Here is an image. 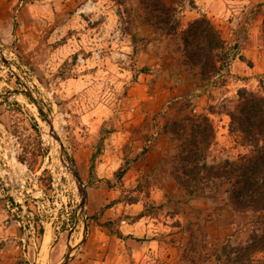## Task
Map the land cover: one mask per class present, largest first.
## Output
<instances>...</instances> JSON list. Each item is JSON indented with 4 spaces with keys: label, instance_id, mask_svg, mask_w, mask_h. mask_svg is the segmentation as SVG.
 <instances>
[{
    "label": "rangeland",
    "instance_id": "1",
    "mask_svg": "<svg viewBox=\"0 0 264 264\" xmlns=\"http://www.w3.org/2000/svg\"><path fill=\"white\" fill-rule=\"evenodd\" d=\"M191 10L197 12L194 18L206 16L220 30L226 48L238 54L233 74L223 71L206 79L198 67L193 68L190 83L208 84L199 98L196 92L186 97V63L193 65L186 58L183 31L188 22L186 11ZM177 15L176 32L164 35L152 26L150 34L141 30V23H149L138 0H0V50L5 58L0 55V94L23 89L8 62L52 119L91 202H101V212L140 202L139 210L122 213L121 219L113 221H99V211L92 214L85 208L87 233L99 226L117 237L113 231L119 230L118 225L144 216L148 219L144 223H151L148 234L120 238H158L155 263L247 264L237 261L236 253L249 237L252 214L233 208L226 185L209 184L196 195L187 192L178 171L185 136L175 135L172 129L186 124V115L213 110L208 114L215 127L209 159L217 161L246 151L229 132V117L224 112L233 109L242 87L264 92V73L252 79L244 73L247 63L239 59L241 55L251 63L241 53V46L251 40L264 54L263 0H190L189 5L184 0ZM182 74L185 77L180 79ZM39 114L23 93L0 98V173L7 178L5 170L14 179V172L21 175L17 163H25L30 173L39 176L38 187L44 191L42 198L27 197L23 214L19 206L11 212L0 200V227L15 223L17 217L36 223L43 232L28 249L31 259L54 264L65 254L68 233L74 241L82 226L74 223L79 200L75 184L60 165L58 149L52 148L48 125ZM123 130L131 134L121 144L106 140L113 131ZM135 136L142 141L137 148ZM158 137L165 150L161 165L142 170L141 156ZM89 145L95 154L91 175V156L82 152ZM100 159L108 166L100 167ZM122 168L125 171L118 176ZM53 178L58 182L55 187ZM3 243L0 239V247ZM166 254L174 255L173 262L166 260ZM254 257L264 264V250Z\"/></svg>",
    "mask_w": 264,
    "mask_h": 264
},
{
    "label": "trees",
    "instance_id": "2",
    "mask_svg": "<svg viewBox=\"0 0 264 264\" xmlns=\"http://www.w3.org/2000/svg\"><path fill=\"white\" fill-rule=\"evenodd\" d=\"M186 1L189 5L190 0ZM138 2L146 10L147 23L161 30L164 35L176 32L179 27L177 13L184 0ZM262 31L264 36V17ZM183 35L187 61L199 68L203 78L226 71L230 60L236 55L232 49L230 51L226 48V41L220 30L206 16L189 20ZM239 59L247 65L251 64L241 55ZM209 113L214 111L186 115V124L172 129L175 135L182 138L185 136L178 155V171L185 179H179V182L190 195H196L197 191L209 184L212 187L226 185L225 192L233 208L238 212H249L253 218L249 237L237 249L236 260L240 263L261 264L254 254L264 250V92H254L242 87L237 92L233 109L224 112L229 117V132L246 148L245 152L238 153L235 157L226 156L217 161L209 159V150L215 140V127ZM39 116L42 119L40 114ZM94 158L95 154H92L88 165L90 175L94 169ZM124 171L125 168L120 169L117 175ZM105 225L100 224L101 227ZM39 232L41 234L43 229L40 228ZM113 233L119 238L124 236L118 229H114Z\"/></svg>",
    "mask_w": 264,
    "mask_h": 264
},
{
    "label": "crops",
    "instance_id": "3",
    "mask_svg": "<svg viewBox=\"0 0 264 264\" xmlns=\"http://www.w3.org/2000/svg\"><path fill=\"white\" fill-rule=\"evenodd\" d=\"M193 12L197 14L195 10L186 11V22L194 18L195 15H193ZM141 28V30L146 33L152 34L153 32L152 26L150 24H146L143 22L141 23ZM252 38L253 36L249 35V40H251ZM253 41L254 40H251L248 45L241 46V53L245 54V56L251 61V66L247 65V69L246 71H244V73L251 76L252 79L255 75H263L264 73V54L261 50H259L260 48H257V44ZM237 55L238 54H236L234 58L231 59L232 61L226 69V72L230 74L234 73L233 69L236 63ZM240 63L244 64V61H240ZM193 68L197 67H190V65L186 63V97H189L192 92H196V98H199L200 93H202V91L208 87V84L205 83L204 85L197 87L195 84L190 83V80H192L190 78L191 72L195 70ZM178 76L180 77V79H183L185 77L184 74ZM141 133V131H136L134 134L141 135ZM130 134L131 132H129V130H123L121 132L113 131L112 135L108 136L106 140L112 142L115 139L116 143L121 144L130 136ZM160 137L149 144L147 146V152L141 156L142 170L154 169L157 165H161V158L165 150L161 140L159 139ZM134 138V148H137L142 144V141L140 140L139 136H135ZM92 149H94V147L89 145V147H83L82 152L84 150L86 151V156H91ZM98 163L100 167L108 166V164L105 163L104 159L98 160ZM167 179L169 178L166 177V179L163 180ZM176 194L180 197L181 191L177 190ZM158 196L159 195L156 194L155 198H157ZM139 203V201L136 203H132L129 205L131 207L127 206L125 208H114V206H111L110 208L98 214V220L104 221L110 219L113 221L121 219L119 218V215H121L122 213L130 214L136 212V210H139ZM99 205H101V202H91V199L87 194L85 208L86 210H88V212L92 214L98 212L100 210ZM182 205L185 208L186 203L182 202ZM3 213L5 216L7 215L6 211H3ZM1 215L2 214H0V216ZM20 218L22 219V217ZM144 221L147 222L148 219L142 216L137 221L131 223L125 222V225L120 224L118 225V228L125 236L129 234H139V232H141L142 235L144 233L148 234L151 231L149 227V224L151 223L146 225ZM22 233L23 227H20L15 223H10L6 227H0V239L4 241V243L0 247V264H35L33 263L35 261L31 259V254L28 250L31 246L33 247V244L31 243V245H27L26 247H24L22 243L20 244ZM158 244V238L150 237L142 241H135L131 238L122 239L108 235L99 226H94V228L91 230V233H86V238L79 246L75 257L71 259L67 264H158L154 262V256H157L158 253L156 248ZM20 250H22L21 253ZM21 254L23 257H21ZM166 260H171L173 262L174 255L170 254V256H168L166 254Z\"/></svg>",
    "mask_w": 264,
    "mask_h": 264
},
{
    "label": "water",
    "instance_id": "4",
    "mask_svg": "<svg viewBox=\"0 0 264 264\" xmlns=\"http://www.w3.org/2000/svg\"><path fill=\"white\" fill-rule=\"evenodd\" d=\"M0 55L5 60L4 55L1 50H0ZM7 66L14 73L17 80L22 84L23 89L10 90L6 92L4 95L0 94V98H10L14 96L16 93H23L31 100L32 104L36 107L41 117L43 118L45 123L48 125V135L50 136L52 140H54L58 144L59 163L66 170L70 178L73 180L76 190H77V194L79 196V200L75 208L73 217H74L75 225H77L79 222L81 223L82 233L79 236V238L74 241H71L70 234L68 233L65 254L54 263V264H66L71 260L73 255L78 250L79 246L83 243L86 237V233H87V225L85 221V205H86L87 193H86V189L84 186V182L72 158L69 156L68 151L65 145L63 144L59 134L56 132L53 121L49 117V114L46 112L45 108L40 103V101L34 97L33 92L26 86V84L23 82L20 76L12 69L11 64L7 62ZM38 262H39V259L37 258V260L35 261V264H38Z\"/></svg>",
    "mask_w": 264,
    "mask_h": 264
},
{
    "label": "built area",
    "instance_id": "5",
    "mask_svg": "<svg viewBox=\"0 0 264 264\" xmlns=\"http://www.w3.org/2000/svg\"><path fill=\"white\" fill-rule=\"evenodd\" d=\"M19 172L22 170V174L16 176L14 170V179H12L8 172L2 170L5 174L8 175L7 178L3 177L0 173V200H2L6 206L9 208L11 212H13L18 206L21 208V213H25L26 209L24 206V202L26 201L27 197L32 198H42L44 191L39 189V176L30 173L27 165L24 163H17ZM5 166V164L3 163ZM14 169V168H13ZM58 184L57 181H54L52 185L55 187ZM36 192L38 195H34ZM18 216V214H17ZM19 218V219H18ZM39 223L43 225L42 217L38 219ZM15 224L20 227H23V233L21 235L20 241L26 247L27 245H34L35 240L40 237L39 227L36 223L32 221L25 222L20 217L14 220ZM5 223H9L8 218L5 219Z\"/></svg>",
    "mask_w": 264,
    "mask_h": 264
},
{
    "label": "bare ground",
    "instance_id": "6",
    "mask_svg": "<svg viewBox=\"0 0 264 264\" xmlns=\"http://www.w3.org/2000/svg\"><path fill=\"white\" fill-rule=\"evenodd\" d=\"M52 148L54 150H57L58 149V144L54 140H53V147ZM13 168H15V167L13 166ZM16 169H19L18 164L16 165ZM20 174H22V170L20 171ZM46 239H47V235L45 236V240L44 241H46Z\"/></svg>",
    "mask_w": 264,
    "mask_h": 264
}]
</instances>
